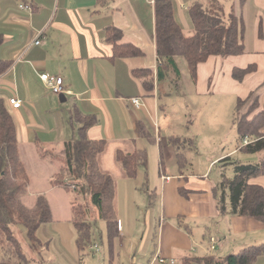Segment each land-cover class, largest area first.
<instances>
[{
  "label": "crops",
  "instance_id": "1",
  "mask_svg": "<svg viewBox=\"0 0 264 264\" xmlns=\"http://www.w3.org/2000/svg\"><path fill=\"white\" fill-rule=\"evenodd\" d=\"M199 1L172 0L176 21L187 36L193 34V24L189 8L188 12L185 10L186 4L191 6ZM234 4L237 15L245 21L246 51L241 56L225 59L210 57L206 63L199 65L194 87L197 96L212 92L236 96L237 102L239 99L246 100L250 93L256 92L252 101L246 104L242 112L245 113L255 99L260 107L264 106V37H259L260 22L264 29V0H248L243 8L238 0ZM110 26L122 31L121 43L133 44L143 51V57H114V49L106 41V30ZM0 34L5 38L0 57L12 64L0 76V100L4 101L16 123L20 152L26 168L28 152L39 157L37 146L61 151L66 141L77 137L79 126L71 121L75 111L96 119L95 125L87 133L92 140L108 141V155H115L118 149L125 153L135 150L148 152L147 180L153 190L151 197L159 204V218L156 215L152 218L149 211L144 216L146 226L152 218L155 227L152 233V225L148 224L145 232L137 238L139 249H143L148 237L152 240L149 255L147 251L142 253L141 264H160L159 258L167 260L166 264H170L171 260L177 264L178 259L184 264L186 257L214 255L208 253L212 251L211 238L218 239L214 251L226 254L239 248V239L247 237V241L251 239L250 235L264 232V224L253 218L220 214L217 189L222 175L212 179L208 175L209 169L190 174L180 166L178 155L177 168L174 163L169 166L162 160L165 151L173 162L174 151L169 148V137H161L163 129L159 126L164 105L161 104L163 96L158 91L159 59L155 46L153 0H0ZM38 41L40 44L36 43ZM251 65H256L255 72L247 75L242 82L234 79L235 68L245 69ZM139 70H148L153 75V90L145 87L146 79L136 74ZM45 73L63 78L67 93H53L40 78ZM164 90L166 92L165 84ZM12 98L21 101L22 106L14 109L10 104ZM133 98L141 99L139 109L132 104ZM144 130L154 142L143 135ZM195 138L196 142L202 140L200 135ZM144 140L151 148L145 147ZM238 142L239 138L231 150L212 158L209 168L242 153L238 149ZM137 146H144L142 148L145 149H138ZM153 146L158 148L160 154L158 170H155L153 162ZM199 156L202 159L201 154ZM40 161L49 163V160ZM136 179H127L125 183L126 211L123 216L117 208L120 227L118 240L129 257L136 239L132 221L144 213L135 201L142 187L134 188L131 181ZM251 183L264 187V176L252 179ZM180 190H187L188 196L181 195ZM56 191L66 192L50 185L46 193L31 195L34 200L38 195L47 197L53 212V224L57 221L51 195ZM227 208L229 211V204ZM179 216L185 217L189 231L177 226ZM191 222H199L206 231L193 233ZM56 228L64 231L69 239L74 237L69 223L63 227L57 225ZM139 262V258L132 255L129 264ZM255 264H264V257H260Z\"/></svg>",
  "mask_w": 264,
  "mask_h": 264
},
{
  "label": "trees",
  "instance_id": "2",
  "mask_svg": "<svg viewBox=\"0 0 264 264\" xmlns=\"http://www.w3.org/2000/svg\"><path fill=\"white\" fill-rule=\"evenodd\" d=\"M207 1L208 7H204L200 2H195L189 7L193 34L187 36L176 21L172 0H155V46L159 59L158 91L161 97L166 94L164 84L168 71L175 75L178 85L181 76L177 63L179 57L185 59L190 78L196 84L199 65L206 63L210 57L225 59L241 56L246 51V25L243 17L237 15L235 4L225 19L222 0ZM247 1L238 0L239 6L243 8ZM122 36V31L115 26L106 30V41L112 45L114 57H143V51L133 44L121 43ZM259 37H264L262 22L259 25ZM4 42L5 38L0 34V49ZM11 67V62L0 57V76ZM256 70V65L245 69L235 68L233 77L241 82ZM136 74L146 79L144 83L147 89L153 90L154 78L148 70H139ZM249 99H239L235 108L238 149L247 155L264 154V106L260 107L255 99L247 112L242 113L241 109ZM71 121L79 126L77 137L66 141L61 151L39 145L38 154L42 160L60 163V168L51 179V186L64 189L68 194L75 196L71 203V222L76 233L78 251L84 252L92 245L89 202L106 224L109 251L113 256L115 242L120 237L116 182L109 173L102 170L100 163V157L107 150L108 141L92 140L88 136V129L96 123L94 117L75 111ZM143 135L154 142L147 131L144 130ZM245 140L250 143L244 145ZM168 143L178 146L180 140L171 137ZM178 160L180 166L185 167L186 160L181 154L178 155ZM116 161L127 179H136L140 168L148 169L149 154L146 150H135L132 153L117 150ZM261 176H264V155L258 164L235 162L233 176L229 178L223 175L218 185L220 214L253 218L264 224V187L251 183L252 179ZM146 177H149L148 173ZM29 184L30 176L22 160L16 123L4 101L0 100V264H32L13 227L23 226L27 231L28 240L42 246L38 231L42 225L54 222L52 208L45 195L36 196L31 207L25 204L23 198L28 192ZM180 194L188 196L187 190H180ZM227 204L230 206L229 211ZM176 224L180 229L190 230L185 217L179 216ZM260 257H264V243L246 247L224 258L216 255L186 257L184 264H255Z\"/></svg>",
  "mask_w": 264,
  "mask_h": 264
},
{
  "label": "rangeland",
  "instance_id": "3",
  "mask_svg": "<svg viewBox=\"0 0 264 264\" xmlns=\"http://www.w3.org/2000/svg\"><path fill=\"white\" fill-rule=\"evenodd\" d=\"M199 2L202 3L204 7H208L207 0H200ZM221 2L225 8L224 18L227 19L235 0H222ZM153 4H155V0ZM189 7L190 6L186 4L185 10L187 12ZM177 63L181 75L178 81L179 87L176 85L175 75H172L171 71H168V78L165 82L167 95L163 96L161 99V104L164 105V111L160 113L159 126L163 129L162 138L165 137L167 139L168 137H174L180 140V144L178 146L169 145V148L174 151L173 162L170 155L165 154V151H163V161L169 166L174 163V167L177 168V155H184L187 161L184 168L185 171L192 174L202 173L201 171L203 169H209L208 175H210L212 179L221 175L231 178L234 174L235 162L241 164H258L264 154L245 155L238 153L232 156L228 161H220L209 168V161L212 158L220 155L224 151L231 150L238 141L239 137L234 122L237 98L236 96L231 97L230 95L213 94L212 92L206 96H197L196 87H194L195 85L190 78L185 59L179 57ZM255 93L256 92L248 95V98H250L248 103L252 101ZM245 107L246 105L241 109V112H244L246 109ZM199 135L202 137V140L196 142L195 137ZM143 142H145V147L151 148L147 141L144 140ZM137 147L138 149H145L142 148L144 146ZM110 148L108 149L110 150ZM107 151L100 157L101 166L102 170L109 173L116 182V207L118 208L119 214L122 215L126 211L125 183L127 182V178H125L122 167H120L116 161V154L110 156L107 154ZM152 151L155 170H158L160 160L159 150L156 146H153ZM200 154L202 159L199 158ZM36 156L37 154L32 156L31 152H28L25 157V163L29 171V176L31 177V186L29 185L28 192L23 200L25 204L30 207L35 203L34 198H31L33 196L32 193H46L51 185L49 181L52 175L60 168V163L53 161H49V163L43 161L42 163L40 158ZM231 162H233V164H227ZM147 173L148 169L140 168L137 179L131 181L134 188H140L142 186L141 191H138L139 196H137L135 201L138 202L137 205L139 207L143 208L144 213L132 221L136 239L134 245L131 247L130 257L126 249L121 247L122 244L119 240L115 242V254L113 256L110 255L106 224L99 218L97 210L92 207L89 202L88 204L91 207L89 221L92 224V245L84 252H79L75 241L76 233L73 224L69 221L72 217L71 203L75 199V196L64 191H56L51 195V199L55 211V220L57 222L54 224L42 225L38 232V237L42 241V246L31 243L28 240L27 231L23 226L13 227L14 233L21 242L25 253L32 260V264H129L132 255L139 258V264H141L142 257L144 256L142 253L147 251L149 255L152 248V240L148 237L143 245V249H139L140 243L137 238L140 234L145 232L148 224L152 225L153 233L155 227V221L152 219L153 215H156L157 219L159 218V204L158 201H154L151 197L153 195V190L150 189V184L146 177ZM157 178H159V174H157ZM156 186L158 187L159 184L156 183ZM157 194L160 195L159 192H157ZM148 211L152 218H150L146 226L144 216ZM136 214L137 211L135 216ZM68 223L70 230L74 234V237L70 239L66 237L64 231L56 228L57 225L63 227ZM191 229L193 233L198 230L206 231V228L199 222H191ZM209 229L212 228L209 227ZM249 237L251 239L247 241V237L239 239V248L233 252L224 254L219 251H208V253L218 257H225V255L238 253L246 247L264 243V232L255 233ZM176 262L177 264H182L181 259H178Z\"/></svg>",
  "mask_w": 264,
  "mask_h": 264
},
{
  "label": "built area",
  "instance_id": "4",
  "mask_svg": "<svg viewBox=\"0 0 264 264\" xmlns=\"http://www.w3.org/2000/svg\"><path fill=\"white\" fill-rule=\"evenodd\" d=\"M154 2V0H153ZM21 8L25 9L24 6H21ZM37 44H40V42H36ZM42 82L55 94L57 95H63L66 92V89H65V82H64V79L61 78V77H55V76H52L48 73H45V74H42L40 76ZM132 104L136 107V108H140L141 106V99L139 98H133L131 100ZM10 104L11 106L14 108V109H18L22 106V102L15 99V98H12L10 100ZM250 142L249 140H245L244 141V145H248ZM171 178H167V180H170ZM210 243H211V250L214 251L216 250V245H217V240L215 238H211L210 239ZM159 263L160 264H166L167 263V260H165L164 258H159L158 259ZM170 264H174V261L171 260L169 261Z\"/></svg>",
  "mask_w": 264,
  "mask_h": 264
}]
</instances>
